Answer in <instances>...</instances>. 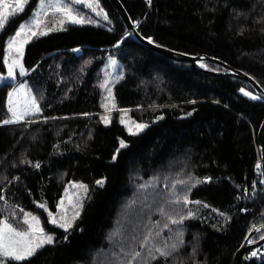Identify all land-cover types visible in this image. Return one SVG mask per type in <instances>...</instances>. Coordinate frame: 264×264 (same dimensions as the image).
Here are the masks:
<instances>
[{"label":"trees","instance_id":"16d2710c","mask_svg":"<svg viewBox=\"0 0 264 264\" xmlns=\"http://www.w3.org/2000/svg\"><path fill=\"white\" fill-rule=\"evenodd\" d=\"M120 1L145 38L220 59L264 89V0H152L151 6L147 0ZM38 2L30 0L0 32V73L7 70L2 57L8 38ZM67 4L93 22L65 21L61 30L33 37L23 57L26 75L0 85V121L10 118L8 93L22 78L43 109L27 123L0 124V221L14 210L19 225L24 207L38 211L54 232L55 242L31 264H143L153 244H171L179 231L184 243L167 264H233L252 226L264 223V193L254 203L238 199L255 176L264 99L245 95L259 94L239 77L207 73L152 50L128 34L111 0H99L107 20L84 4ZM52 18L61 20L49 12L45 23ZM109 59L122 64L119 79L110 77ZM202 64L228 71L210 60ZM105 79L115 97L108 109L101 106ZM109 109L117 111L106 114ZM121 109L149 126L131 135L117 120ZM121 138L128 144L120 149ZM37 162L40 168L33 166ZM190 176L212 179L194 184ZM102 178L101 187L96 181ZM71 180L83 181L89 192L66 233L49 224L37 203L56 211ZM185 194L201 203H177ZM189 211L194 217L181 225L168 220ZM149 231L152 238L141 244ZM261 235L264 226L252 240ZM133 251L141 257L133 260ZM150 264L163 262L158 257ZM242 264L264 260L254 256Z\"/></svg>","mask_w":264,"mask_h":264},{"label":"snow or ice","instance_id":"6c2138e0","mask_svg":"<svg viewBox=\"0 0 264 264\" xmlns=\"http://www.w3.org/2000/svg\"><path fill=\"white\" fill-rule=\"evenodd\" d=\"M30 2V0H0V31L5 29V25L12 20H15L16 16L20 13H23L25 6ZM73 4H83L87 3L88 7L96 12L97 15H103L105 20L108 19V14L103 11V9L99 5V0H72ZM149 6L152 4V0H147ZM48 9H52L55 13H59L62 16V19L59 21L61 28L65 21H70L73 24H90L93 21L86 19L84 16L77 14L73 7L69 4L65 3L64 0H53L52 3H46V0H39V5L36 11L32 16L28 18V21L24 23H20L18 30L15 32L14 37H9L6 42L5 54L2 57L3 64L7 67V76L0 75V84L7 86V81L13 80L16 76V70L19 69L20 74H25L27 71L25 69L23 63V57L25 53V46L31 41L33 37L36 36H44L49 32L57 31L60 29L57 28H46L45 30H39L41 24H44L45 21L41 19V13H47ZM242 13H237V15H241ZM134 23L139 24V21H135ZM33 25L35 26V30L33 29ZM242 31V30H241ZM149 43H155L151 36L146 37ZM112 64H116L117 61L113 59ZM202 67H206V65H201ZM119 79V77H117ZM111 82L107 79L100 85L102 88L106 89L108 92L107 100H113L115 97L112 94V90L110 87ZM26 86L21 84L19 89H13L12 92L8 93V112L11 114L9 119H5L0 121V124L9 125L13 123H19L24 121L26 117L30 114L41 113L43 109L40 107V104L35 95H33L30 91L25 92ZM243 92L244 90L241 89ZM14 94H24L23 99H13ZM245 95L249 96L254 100H262L264 96L253 95L251 92H244ZM102 107L108 109L107 103H102ZM114 106V105H113ZM110 110V109H109ZM124 111V110H121ZM83 115L88 116V113H83ZM188 115H191L189 113ZM163 117H157V119H162ZM45 119H48L45 117ZM101 120L105 123H109V118L107 116H102ZM121 123H125L124 120H121ZM135 129L131 124H129L128 130L131 135H138L145 128L148 127L147 124L136 123ZM121 148L127 147L125 141H120ZM119 151V149L117 150ZM116 159V156H113V160ZM22 163H30V161H22ZM35 168H40V163L37 162L33 165ZM256 168L259 169L260 165L257 164ZM18 179V178H17ZM190 180L194 181V184H201L205 181H211V177H205L204 180H201L198 177H189ZM181 184L185 183V181H180ZM96 184L99 186H103L104 181L98 180ZM261 185H264V180L260 181ZM74 187L83 188L84 193L87 194L88 186L84 184L77 185L76 182H73ZM253 188H256V182H253ZM244 191L247 193L248 189L245 188ZM68 190L65 189V194L67 197L68 205L73 209L71 216L68 215V207L65 205V200L61 199L60 202L55 205L60 212L57 216H53L51 212L48 213L50 218V222L53 225L58 226L59 228L65 230L67 233L72 227L76 219L80 216V210L83 207L82 197L79 196V193L76 194L77 198L75 202H73V197L67 195ZM259 193L253 191L251 193V197L255 198ZM2 198V197H0ZM240 197H238L239 199ZM248 198V197H245ZM177 203L183 202L187 203H195L200 204V201H189L187 194H185L182 198L177 197ZM39 208L44 209L46 207L45 204H39ZM207 207V205H204ZM163 211V209H161ZM166 216L167 213H164ZM194 214L189 211L187 216L180 214L178 218H173L172 216H168V220L173 225H181L185 219L193 218ZM231 217H226L225 222L227 223ZM23 223L27 226L26 230L21 231L17 228L13 227L12 224L7 223L6 220L0 221V264H31L32 259L37 257L38 253L45 248L46 245L53 244L54 236L48 234L44 231V229L40 225L39 218L31 215L30 213L25 215V219ZM159 223V222H158ZM164 228H168L169 224L165 223L163 225ZM255 228V225L253 226ZM256 231H259V228H255ZM171 231V230H170ZM156 235H159L157 233ZM152 238V233L149 231L145 236L144 240L141 241V244H146L149 239ZM68 236L65 235L64 240H67ZM135 239V238H133ZM260 239H264V235H261ZM254 242V241H250ZM183 232L179 231L176 233L175 242L169 244L167 240L163 242L162 245H155L149 249L147 257L143 259V264H150L151 261L157 260L159 257L163 264H167L168 259L173 257V254L178 252L181 245H183ZM196 249L193 248V253H195ZM252 256H256L257 252H252ZM131 257L135 260L138 257H141L140 252L133 251L131 253Z\"/></svg>","mask_w":264,"mask_h":264},{"label":"rangeland","instance_id":"374dc122","mask_svg":"<svg viewBox=\"0 0 264 264\" xmlns=\"http://www.w3.org/2000/svg\"><path fill=\"white\" fill-rule=\"evenodd\" d=\"M52 2H53V0H46V3H52ZM64 2L67 3V0H64ZM83 4L86 5V6L88 7L87 3H83ZM38 5H39V2H38ZM38 5H37V7H38ZM37 7H36L35 10L33 11V13L36 11ZM88 9H90V8L88 7ZM90 10H91L94 14H96L95 11H93L92 9H90ZM49 12H51L53 16H54V14H56L52 9H48L46 14H44V13L42 12V13H41V19H42L43 21H46V20L48 19V13H49ZM33 13L31 14V16L33 15ZM96 15H97V14H96ZM59 16H60L61 19H62V16H61L60 14H59ZM98 16H103V15H98ZM25 21H28V19H26ZM25 21H23L22 23H24ZM97 21H99V19H97ZM67 22H68V21H67ZM69 22H70V21H69ZM54 27L57 28V29H60V30L62 29V28H61V25H60V23H59V21H57L55 18H52V19H49L46 23L41 24L39 30H45L46 28H54ZM62 27H63V26H62ZM33 29L35 30V26H34V25H33ZM17 30H18V28H17ZM17 30H16V31H17ZM57 31H59V30H57ZM0 32H1V31H0ZM52 32H56V31H52ZM52 32H49L48 34H50V33H52ZM14 36H15V34H14L13 36H11V37H14ZM38 37H40V36H38ZM25 47H26V46H25ZM112 60H113V59H109V60H108V64H107V65H108V70H109V73H110V77H111L112 79H117V77L120 78V77H121V74H122V64H121L120 62H118V61H117L116 64H112V62H111ZM6 69H7V67H6ZM18 73H19V69L16 70V76L18 75ZM0 75L6 77V76H7V70H6V72H5L4 74H3V73H0ZM23 75H26V72H25V74H23ZM16 76H15V78H16ZM15 78H14V79H15ZM14 79H13V80H14ZM9 81H10V80H9ZM21 84H23V85L26 86V88H25V92H29V91H30V92L33 94L32 90L29 88V86H28L27 82L24 80V78H22L20 81L16 82L15 86L11 89L10 92H12L14 88H15V89H19V87H20ZM0 85H1V84H0ZM23 95H24V94H14V95H13V99H14V100H17V99H21V100H22V99H23ZM33 95H34V94H33ZM107 96H108V92H106V94H105V98H106ZM8 99H9V98H8ZM111 101H112V100H107V99H105V102H106V103H111ZM7 104H8V103H7ZM111 104H112V103H111ZM121 110H122V109H121ZM121 110H120V111H121ZM115 111H117V110H116V109H112V110L105 111V113L108 114V113L115 112ZM37 114H40V113H37ZM37 114H30V115H28L24 121H27V120H28V117L33 116V115H37ZM117 120H118V122H119L122 126H124V127L127 129L128 132H129V130H128L129 124L132 125L133 130L135 129V124L132 123L133 121L136 122V123L147 124V123H144V122L136 121V120L130 115V113L127 112V111H122V112L119 114ZM121 120H124L125 123H121ZM109 121H110V120H109ZM21 122H23V121H21ZM147 125H148V124H147ZM148 126H149V125H148ZM145 129H146V128H145ZM145 129H144V130H145ZM144 130H143V131H144ZM143 131H142V132H143ZM142 132H140V133H142ZM140 133H139V134H140ZM121 140L125 141L126 144H128V142H127L124 138H121L120 141H121ZM120 149H121V146H120ZM100 180H103V181H104V184H105V182H106V179H105V178H102V179H100ZM73 182H76L77 185H79V184L87 185V184L84 183L83 181H79V180H71V181H69V182L67 183V186H66V189L68 190L67 195L73 197V202H75V199L77 198L76 194L79 193V196L83 198V199H82V203H84V200L86 199V197H87V195H88V192H89V186L87 185V186H88V191H87V194H85L83 188L74 187V186H73ZM104 184H103V185H104ZM62 199L65 200V205L68 207V215L71 216L73 209L68 205L67 197H66V194H65V193H64V196L62 197ZM39 204H45L46 207H45L44 209H41V208H39V206H38ZM37 207H38L39 209L43 210V211L47 214L48 221H49V224H50L51 226L58 227V226H56V225L51 224V222H50V218H49V216H48V213H49V212H51V213L53 214V216H57V214L60 212V210H59L58 208H57L56 211H52V210L49 209V206L47 205L46 202H38V203H37ZM21 209H22L21 211L23 212V214H22V217H20V224H19V225H15L14 222H13V220H12V218L15 216V211H14V210L5 213V214L3 215V217H2V221L6 220L7 223L12 224L13 227L17 228L18 230L24 231V230H26V227H27V226L23 223V221H24V219H25V215L28 214V213H30L31 215L36 216V217L39 218L40 225H41V227L44 229V231H45L46 233L55 236L54 232L51 231V230H49V229L47 228V226L45 225V223H44V221H43V219H42V217H41V215H40V213H39L38 211L33 210V209L24 208V207H21ZM81 210H82V209H81ZM81 210H80V213H81ZM78 218H79V217H78ZM78 218H77V219H78ZM77 219H76V221L74 222L73 226H74L75 223L77 222ZM263 224H264V223H262V222H261L260 224L256 223L255 226H259V225L262 226Z\"/></svg>","mask_w":264,"mask_h":264},{"label":"water","instance_id":"95a60500","mask_svg":"<svg viewBox=\"0 0 264 264\" xmlns=\"http://www.w3.org/2000/svg\"><path fill=\"white\" fill-rule=\"evenodd\" d=\"M111 2L115 6V8L118 10V12L122 16V18L124 19V21L127 25V28H128V34L133 35L140 42L144 43L145 45H147L152 50L159 52V53L169 57L172 60L187 62L191 65V67L201 69L207 73H211V74H215V75H233V76L239 77V78L249 82L250 84H252L260 96H264V89L253 77H251L250 75L246 74L245 72H243L241 70H238V69L232 67L231 65L223 62L220 59L209 57L207 55H189V54H185L182 52L174 51V50L169 49L165 46L158 45L156 43H149L148 40L144 36H142L141 33L139 32L138 25L132 21L131 16L129 15V13H128L127 9L125 8V6L123 5V3L120 0H111ZM203 60H210V61L219 63V64L225 66L228 71L223 73V72H216L213 70L204 69L201 66V61H203ZM258 144H259V148L261 150V155H262V159H263L262 174H263V180H264V120H263V122L260 126V129H259ZM256 233H257L256 230L253 229L248 234V236L246 237V239L242 243L241 247L237 250L233 264H242V260H243L244 255H246L253 248L262 246L264 244V239L257 240L256 242H250V241H253L252 239Z\"/></svg>","mask_w":264,"mask_h":264},{"label":"built area","instance_id":"2783aa9c","mask_svg":"<svg viewBox=\"0 0 264 264\" xmlns=\"http://www.w3.org/2000/svg\"><path fill=\"white\" fill-rule=\"evenodd\" d=\"M257 152H258V159H257L256 165L259 164L260 168L257 169L255 167V176H254V179L251 182L250 186L247 187L248 192L246 193L245 191H243L242 193L240 192L238 194V197H240L239 198L240 202L243 201V203H254L256 201V199L262 193H264V185L260 184V181L263 180V174H262L263 159H262L261 150L259 147L257 148ZM253 182H256V188L255 189L253 188ZM253 191H256L257 193H259L255 198L251 197V193ZM245 197H248V198H245ZM263 226L264 225H262V226L259 225V226H255V228L261 229ZM256 232L258 233L259 231H256ZM253 241L256 242L257 240H253ZM252 252H257L256 256H259L260 261L264 260V244L262 246H259V247H256V248H253L252 250H250L246 255H244L243 260H250L251 258H253L254 256L251 255Z\"/></svg>","mask_w":264,"mask_h":264},{"label":"bare ground","instance_id":"6f19581e","mask_svg":"<svg viewBox=\"0 0 264 264\" xmlns=\"http://www.w3.org/2000/svg\"><path fill=\"white\" fill-rule=\"evenodd\" d=\"M253 227V226H252Z\"/></svg>","mask_w":264,"mask_h":264}]
</instances>
